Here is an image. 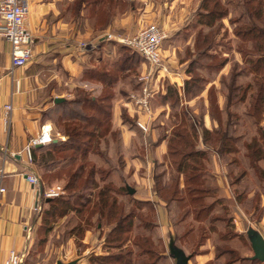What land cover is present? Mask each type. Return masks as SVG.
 Segmentation results:
<instances>
[{"label": "rangeland", "instance_id": "374dc122", "mask_svg": "<svg viewBox=\"0 0 264 264\" xmlns=\"http://www.w3.org/2000/svg\"><path fill=\"white\" fill-rule=\"evenodd\" d=\"M31 1L30 8L39 9V16L41 21L45 20V25L38 24L36 27L33 42L34 58L24 69V73L29 74H23L29 77L32 75L29 79L33 88L30 104L36 108L39 121L41 123L50 121L58 132L61 127L56 121L63 123L65 121L63 114L67 110L66 107H54L50 102L52 97L73 98L76 88H82L96 98L105 90L113 93L112 111L114 109L115 112L116 108L120 118L118 120L124 127L116 125L117 122L113 119L116 116L111 113L108 131H103L105 134L99 140L101 154H91L90 159L96 166L111 168V175L107 180L114 186L112 196L116 197L117 201L126 202V196L122 192L127 185L134 189L132 194L135 198L152 203V208L143 207L139 213L150 219L155 218L157 222V226L151 231L152 239L158 248H162L166 257L159 264H174L168 250L170 238H173L175 245L189 256V264H264V261L252 258L254 253L246 235V230L252 227L264 237V160L257 159L254 162L260 169L257 174L259 178L248 168L249 156H245L247 149L243 145V142L249 141L253 136L259 138L260 130L264 133V115L260 116L257 124H246L244 114L246 105L240 104L236 107L242 120L234 132V135H241L238 142L239 151L235 154L216 153L211 143L202 138V129L198 123L204 118L208 130L217 126V122L209 117L210 105L212 103L215 107H223V95L226 92L222 85L223 79H228L234 65L239 67L247 65L243 63V56L238 51L240 49L235 45L237 39L234 34V28L238 25L244 9L242 1L206 0L205 3L203 0ZM202 1L206 8H200L203 5ZM248 7L259 8V12L262 13L260 17L264 21V0H259V5L250 1ZM41 9L44 13L40 12ZM210 10H213L215 15L207 14ZM152 24L165 33L161 45L162 61L158 66L144 63L143 58L138 55L130 58L134 54L131 48L126 45L123 46L129 50L119 48L122 44L103 38L106 33H112L117 38L132 37L140 29ZM213 27L216 31L211 41L219 44L205 46L202 43L205 39L203 37ZM228 40L231 43H227ZM79 42L85 43V46L79 47ZM200 43L205 47L201 48L202 45L197 47ZM64 53L69 54L70 60L79 65L78 75H71L65 67ZM127 59L130 60L127 61L128 64L132 65L131 69L124 67L122 71L117 72L111 87L106 88L103 83L83 76V69L86 67L98 66L105 61L112 66L118 60V63L122 64V61ZM188 70H191V74L202 76L208 83L199 95L185 101L181 89L184 80L190 76ZM144 75H148V79L141 84L139 78ZM242 75L244 77L239 82H250L252 78L250 73L243 71ZM143 85L152 92L150 103L153 114L148 119L149 131L135 132L122 122L121 112H124L122 104H130L129 95L138 94ZM167 85L176 88L181 97V102L174 108L171 100L163 98L167 92ZM181 106L186 109L187 118L197 119V136L193 135L194 145L196 148L206 150V154L199 159L201 168L197 167L204 172V184L212 191L211 196H207L204 201L216 200L212 213L224 218V222L218 219L209 225L207 215L204 213L196 220L194 209L186 216H182V207L175 203L166 206L154 192L153 177L160 174L162 183L167 182L171 171V165H168L167 161L172 160L166 154L167 141L163 140L157 146L154 144L160 137L170 135L171 114ZM125 111L127 114L135 113L133 109ZM68 114L69 111L65 117H69ZM187 118L184 122L188 125ZM146 119L147 116L143 120L147 122ZM125 129L131 133H127ZM57 136L59 135L55 137ZM241 169L244 171L243 174L240 173ZM38 171L39 174L44 173L47 176L54 174L53 170L45 171L38 168ZM55 175L49 179L48 185L62 186L63 180L55 178ZM127 206L128 203H125V207ZM49 207L43 204L42 209L36 211V222L31 229V247L22 264H55L57 261L98 264L90 261L89 257L91 254H101L104 251L101 249L104 234L112 224L96 226L93 224L92 227L85 226L80 231L77 228L71 231L74 224L81 221L78 215L67 211L63 216L45 218L43 211ZM232 233L236 235L228 239Z\"/></svg>", "mask_w": 264, "mask_h": 264}, {"label": "trees", "instance_id": "16d2710c", "mask_svg": "<svg viewBox=\"0 0 264 264\" xmlns=\"http://www.w3.org/2000/svg\"><path fill=\"white\" fill-rule=\"evenodd\" d=\"M101 1L103 0L99 2ZM203 1L206 2V0ZM241 1L244 9L238 25L234 28L237 39L235 45L240 49L237 50L243 56V63L245 62L247 65L241 67L234 65L228 79H223L222 85L226 91H223V107H215L210 101L209 117L217 122V126L208 130L204 118L202 122H198L202 129V138L211 143L213 150L219 155L235 154L239 151L238 142L241 135H234V132L240 125L242 116L236 110L237 106L246 105L244 113L247 119L245 120L246 124H257L260 116L264 115V21L260 17L262 13L259 12V8L248 7L250 1L259 5V0ZM204 3L200 7L201 9L206 8ZM80 5L81 3L78 4V6ZM207 14L215 15L213 10L207 11ZM215 31L216 29L213 27L206 33L207 36L203 37L205 39L202 43L205 46H211L212 43L219 44V42L211 41ZM228 42L231 43L230 40ZM202 43L197 47H201ZM205 46L202 45L201 48ZM245 46L248 47L245 48ZM119 48L129 50L123 45ZM131 51L134 54L130 58L134 55L140 56L133 50ZM199 53L202 55V51ZM128 59L122 61V64L118 63V60L112 66H109V62L105 61L98 66L86 67L83 69V76L103 83L106 88L111 87L117 72L122 71L124 67L128 70L131 69L132 65L128 64L130 61ZM131 63L133 64L132 60ZM190 71L188 70L187 73ZM243 71L251 74L250 82H239L244 77ZM207 83L208 81L202 76L190 73L189 78L184 80L181 89L185 101L199 95ZM166 89L167 92L163 98L171 100V105L174 108L181 102V97L176 88L167 85ZM112 96L111 91L105 90L96 98L82 88H76L73 98L63 97L64 100L60 102H54L55 97L51 98L50 102L54 107H66L69 117H65V112L63 114L65 121L63 123L56 121L61 130L59 129V136L55 137L53 141L32 147V163H35L41 170H53L54 174H50H56L55 178L63 180V194L53 198H45L42 195L39 209H42L43 204L50 206L44 208L45 218H52L55 215L63 216L67 211L77 214L81 224L75 223L71 231L75 228L80 231L85 226L92 227L93 224H95L94 226L112 224V227L104 234L101 246L104 251L101 254H91L89 260L92 262H98V264H159L166 257L162 248L159 247V249L152 239L151 231L157 226V222L155 218L150 219L139 213L143 207L151 206L152 208V203L144 199H137L134 194L129 195L127 185L124 186L122 192L126 196V202L117 201L116 197L112 196L114 186L111 181L107 180L111 175V168L96 166L90 159L91 154H101L99 140L105 134L103 131H108L110 125ZM186 114L187 111L183 106L173 110L170 135L160 137L154 144L157 146L163 140L167 141L166 154L172 159L171 163L167 161L168 165H171L170 177L167 182L162 183L160 174L153 177L154 192L166 206L175 203L182 207V216H186L194 209L196 220L201 213H204L207 215L209 225L218 219L224 222V218L212 213L216 200L213 202L204 201L207 196H211L212 191L204 184V172L198 170L197 167L201 168L199 159L206 154V150L196 148L194 145L193 135L197 136V119L191 120L186 117ZM121 116L123 123H126L135 132H142L135 123V117L127 114L125 109L124 112H121ZM185 118H187L188 125L184 122ZM259 132V138L253 136L249 141L243 142L247 149L245 156H249L250 161L248 168L252 169L256 175L260 169L254 162L257 159L264 160V133L261 130ZM233 161L236 160L231 162ZM242 171L243 169L240 173L243 174L244 171ZM52 175L39 174L38 180L40 183L42 182L41 184H48ZM116 192L120 193L118 190ZM125 203H128L127 207H125ZM83 213L85 214L83 215ZM235 235L232 233L228 239Z\"/></svg>", "mask_w": 264, "mask_h": 264}, {"label": "crops", "instance_id": "0c3cea01", "mask_svg": "<svg viewBox=\"0 0 264 264\" xmlns=\"http://www.w3.org/2000/svg\"><path fill=\"white\" fill-rule=\"evenodd\" d=\"M31 2L30 0V7ZM30 7L27 26L34 36L37 25L44 26L45 20L41 21L38 8ZM40 12L44 13L43 9ZM8 50V44H3L0 53V105H12V110L6 118L4 114H0V188L4 189L0 191V264H3L10 250L23 252L25 255L29 252L32 243L31 229L36 222L35 214L41 201L39 191L49 186L28 180V176L38 177L39 171L35 163L28 164L24 149L29 139L38 134L43 124L39 121L36 108L30 104L33 88L29 79L32 75H23L25 67L31 62L11 72ZM33 51L35 52V49ZM63 55V62L70 74L78 75L80 68L77 62L71 61L69 54ZM122 107L132 108L130 104H122ZM112 113L116 116L113 118L117 122L116 125L124 127L118 120L119 112L117 113L116 108ZM129 115L135 119L145 118L137 113Z\"/></svg>", "mask_w": 264, "mask_h": 264}, {"label": "built area", "instance_id": "2783aa9c", "mask_svg": "<svg viewBox=\"0 0 264 264\" xmlns=\"http://www.w3.org/2000/svg\"><path fill=\"white\" fill-rule=\"evenodd\" d=\"M29 7V0H0V53L2 45L8 44L11 72L15 68L26 66L34 57V36L27 26ZM103 38L109 41H117L122 45L128 46L133 51L135 50L143 58L144 63L158 66L162 61L161 45L165 39V33L153 24L140 29L132 37L117 38L112 33H106ZM84 46L85 43L80 44L79 42V47ZM147 79L148 75H144L139 78V81L141 84H144ZM151 96L152 92L144 85L138 94L129 95L131 109L137 114L147 116L146 120L153 114L150 103ZM11 110L12 105L9 103L3 106L0 105V114H4L5 118ZM143 119L145 118H137L135 123L142 132H148L150 129V120L146 122ZM56 135H59V133L50 121L41 124L38 134L29 139L24 149L28 164H31L33 160L32 147L50 143ZM28 180L32 183L39 182L36 175L28 176ZM3 190L1 187L0 191ZM62 193L63 187L59 184H54L47 186L45 189L42 188L39 196L42 197L43 195L45 198H53ZM24 257L25 254L23 252L19 253L15 250H10L3 264H21Z\"/></svg>", "mask_w": 264, "mask_h": 264}, {"label": "water", "instance_id": "95a60500", "mask_svg": "<svg viewBox=\"0 0 264 264\" xmlns=\"http://www.w3.org/2000/svg\"><path fill=\"white\" fill-rule=\"evenodd\" d=\"M63 100H64L63 97L54 98V102H60ZM37 146H41V145H37ZM127 187L129 193L132 194L134 192V189L131 188L130 186ZM40 192L41 190L39 191V193ZM246 235L254 253L252 258L257 259L259 261H264V237L262 236V234L258 230L250 227L246 230ZM168 250L170 256L174 259V264H189V256L186 255L183 249L175 245L173 238L169 239ZM55 264H75V261H69V262L57 261Z\"/></svg>", "mask_w": 264, "mask_h": 264}]
</instances>
